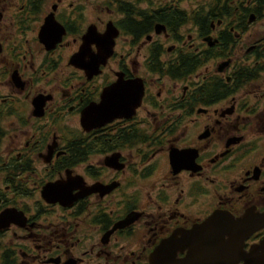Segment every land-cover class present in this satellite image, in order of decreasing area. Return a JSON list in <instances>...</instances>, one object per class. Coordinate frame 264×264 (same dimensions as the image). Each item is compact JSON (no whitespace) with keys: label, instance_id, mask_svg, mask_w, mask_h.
Returning a JSON list of instances; mask_svg holds the SVG:
<instances>
[{"label":"flooded vegetation","instance_id":"flooded-vegetation-1","mask_svg":"<svg viewBox=\"0 0 264 264\" xmlns=\"http://www.w3.org/2000/svg\"><path fill=\"white\" fill-rule=\"evenodd\" d=\"M160 2L0 0V264H264V0Z\"/></svg>","mask_w":264,"mask_h":264},{"label":"water","instance_id":"water-1","mask_svg":"<svg viewBox=\"0 0 264 264\" xmlns=\"http://www.w3.org/2000/svg\"><path fill=\"white\" fill-rule=\"evenodd\" d=\"M50 23H51V20H49V24ZM47 28L48 27H46L44 29V31H46ZM160 30H164L165 31V26L159 25L157 33H160ZM45 36H46V34L41 35L42 42L44 41ZM116 36H117V33H115V35H113L111 32H108L106 34V37L107 38H110L112 40L110 41V43L107 46L100 45V47H103V49H104V47H107V49L105 50V53H104L105 60H107L108 57L112 54V50H113V46H114V38ZM90 44L91 43L88 42L87 45L85 46V48L87 46H89ZM100 58H102V57H100ZM128 83H133L134 84L133 86L135 87L134 88V91L135 92H138L137 95L135 96V98H136L135 101H131L130 98H129V96L127 95V92H129V89L126 87ZM113 90H117L118 95L119 96L120 95L122 96L121 97V100L123 102L129 101L130 103H134L135 102V104H132L129 107L128 106H125L124 107L125 109H122V111L116 110V113L114 115L111 114V113H109V112H105L104 114L102 112H96V113H92V114L88 112L87 115H86V117L84 119L82 117V121H84V124L85 125H89V126H91V128H95V127H98L102 122L108 121V120H110V119H112L114 117H127V116H130L129 113H127V111H124V110L130 109L132 111V109H133V112H134V109L139 106V104H140V102L142 100V97L144 95V85H143L142 81L139 80V79H135V80L128 81V82H125L123 80H119L108 91L113 92ZM96 105H98V104H96ZM82 124H83V122H82ZM84 124H83V126H84ZM89 130H90V128H89ZM53 192H54V190H53ZM215 219H216V217H212L211 219H209L206 222L207 224L206 223L205 224L208 225V226H211V224L214 222Z\"/></svg>","mask_w":264,"mask_h":264},{"label":"trees","instance_id":"trees-1","mask_svg":"<svg viewBox=\"0 0 264 264\" xmlns=\"http://www.w3.org/2000/svg\"><path fill=\"white\" fill-rule=\"evenodd\" d=\"M122 9L123 11H130V9L124 5ZM135 13H138L139 15L137 14V16L140 20H143L138 23L137 26L145 30L148 29L150 25L153 27L157 23H163L169 30H172L176 28L180 21L185 17L183 11L175 8L168 9L166 8V5L162 6L153 16H149L145 10H137Z\"/></svg>","mask_w":264,"mask_h":264},{"label":"bare ground","instance_id":"bare-ground-1","mask_svg":"<svg viewBox=\"0 0 264 264\" xmlns=\"http://www.w3.org/2000/svg\"><path fill=\"white\" fill-rule=\"evenodd\" d=\"M158 27H159V25H157V31H158ZM43 35V34H42ZM92 38V36H90L89 34L85 37V44H84V47L82 48V51H81V54L83 55L84 54V49H85V46L87 45V43L90 41V39ZM104 46V45H103ZM102 49H103V47H102ZM101 51V50H100ZM81 54H79V55H77L75 58H74V63L76 62V60L77 59H79L80 58V56H81ZM99 55L101 56V53H99ZM79 68H82V69H85L83 66H79ZM132 84V85H131ZM134 84L133 83H128L127 84V88L129 89V92H127V95L129 96V98H130V100L131 101H135L136 100V98H135V96L137 95V93L138 92H135L134 91V86H133ZM112 91V90H111ZM111 91H109L110 93H112L115 97H116V99H118V100H121V95L119 96L118 95V93H117V90H113V92H111ZM126 102H129V101H126ZM122 103H123V101H122ZM130 103V102H129ZM132 104H135V102L134 103H130V105H125V106H131ZM125 106H121V109H125L124 107ZM127 107V108H128ZM128 110V109H127ZM96 113V112H102V110H101V106L100 105H95V106H93L92 108H90L86 113H84V115H83V119L86 117V115H87V113ZM103 114L105 113V112H102ZM83 122V124H84V121H82ZM84 126H85V124H84ZM53 191V187H50L48 190H47V193L48 192H52ZM214 223V222H213ZM212 223V224H213ZM260 249L261 250H264V243L260 246ZM157 260H159V259H156V260H154L153 261V264H155V262L157 261Z\"/></svg>","mask_w":264,"mask_h":264},{"label":"rangeland","instance_id":"rangeland-1","mask_svg":"<svg viewBox=\"0 0 264 264\" xmlns=\"http://www.w3.org/2000/svg\"><path fill=\"white\" fill-rule=\"evenodd\" d=\"M156 3H161V4H164V3H162V2H160V1H163V0H154ZM184 6H185V4H184ZM162 31H164V30H160V32H162Z\"/></svg>","mask_w":264,"mask_h":264}]
</instances>
